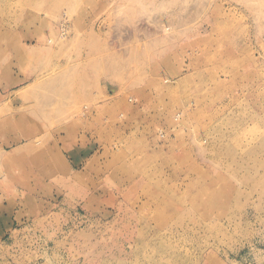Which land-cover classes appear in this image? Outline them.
<instances>
[{
    "label": "rangeland",
    "instance_id": "1",
    "mask_svg": "<svg viewBox=\"0 0 264 264\" xmlns=\"http://www.w3.org/2000/svg\"><path fill=\"white\" fill-rule=\"evenodd\" d=\"M17 136L113 160L13 264H264V0H0Z\"/></svg>",
    "mask_w": 264,
    "mask_h": 264
},
{
    "label": "crops",
    "instance_id": "2",
    "mask_svg": "<svg viewBox=\"0 0 264 264\" xmlns=\"http://www.w3.org/2000/svg\"><path fill=\"white\" fill-rule=\"evenodd\" d=\"M7 139L0 143V264H13L12 260L20 258L19 251L28 250L26 241L34 226L48 222L50 227L51 217L58 219L60 229L66 224L67 200L60 199L54 206L49 201L48 193L55 187L53 177L66 178L73 169L77 175L92 178L101 175L113 160L89 142L69 145L62 138L39 149L34 136L28 142L18 136ZM83 185L87 188L80 189L82 192L99 191L89 181Z\"/></svg>",
    "mask_w": 264,
    "mask_h": 264
}]
</instances>
